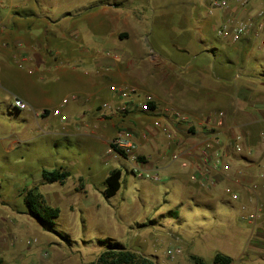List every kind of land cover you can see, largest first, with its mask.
<instances>
[{"label":"crops","instance_id":"obj_1","mask_svg":"<svg viewBox=\"0 0 264 264\" xmlns=\"http://www.w3.org/2000/svg\"><path fill=\"white\" fill-rule=\"evenodd\" d=\"M202 1L98 0L55 18L44 9L50 0H0V90L8 94L5 108L21 125L0 138V146L9 153L31 140L59 137L107 147L116 132L126 131L146 168L178 178L194 206L215 214L212 232L225 246L215 254L230 258V264H264V64L253 57L262 48L253 37L232 43L216 33L224 21L256 16L264 0H227L228 8L211 15ZM156 29L178 58L156 45ZM214 34L222 47L210 45ZM189 44L198 49L187 51ZM123 87L135 93L123 96L118 91ZM148 96L150 111L143 112ZM14 98L28 109L14 108ZM57 107L60 116H53ZM218 112L225 114L220 127ZM236 138L241 153L233 149ZM83 166L87 176H78L79 191L97 210L112 170L94 178L89 156ZM202 178L204 188L196 181ZM54 199H62L60 193ZM21 203L0 199V264H21L32 245L25 240L29 225L41 227ZM46 203L57 208L58 202ZM249 212H256L255 221L244 220Z\"/></svg>","mask_w":264,"mask_h":264},{"label":"rangeland","instance_id":"obj_2","mask_svg":"<svg viewBox=\"0 0 264 264\" xmlns=\"http://www.w3.org/2000/svg\"><path fill=\"white\" fill-rule=\"evenodd\" d=\"M95 1L98 0H50L51 5H45L44 9L56 18L65 11L86 7ZM173 31L177 32V28ZM155 32L156 45L171 59L178 58L180 55L176 56L177 52L157 36L160 30ZM84 38L93 44L91 34L85 33ZM208 38L213 48L223 46L215 34ZM197 49L194 44L187 46V51ZM253 57L264 64L263 49L256 47ZM7 97L8 94L0 90V138L17 133L21 128L17 116L9 114L11 110L5 108L3 102ZM107 149L108 145L101 142L59 137L31 140L9 153L0 146V199L20 206L24 193L36 186L48 203L58 202L56 206L60 210L54 229L64 238L33 222L25 237L32 245L23 252L21 264H91L110 244L141 253L155 264H193L186 251L210 262L216 251H224V239H217L212 232L217 223L215 214L203 205L192 204L182 187L184 182L178 178L170 179L160 170H157L160 182L136 178L129 171V164L122 158H113ZM88 156L92 170L97 174L94 178H98L103 170L120 169L122 173L118 193L110 199H98L97 210L95 206L91 208L92 204L79 191L78 176L83 179L87 176L83 164ZM71 162L72 167L69 166ZM59 166L71 171L66 184L40 185L42 171ZM75 187L78 188L76 192ZM55 192L60 193L62 199L55 200ZM200 226L203 232H199ZM178 246L182 247L183 254L170 261L167 251ZM28 259L31 263H26Z\"/></svg>","mask_w":264,"mask_h":264},{"label":"built area","instance_id":"obj_3","mask_svg":"<svg viewBox=\"0 0 264 264\" xmlns=\"http://www.w3.org/2000/svg\"><path fill=\"white\" fill-rule=\"evenodd\" d=\"M248 1H243L242 5H246ZM201 5L206 9L208 14H212L214 10H224L228 8L229 2L227 0H203ZM217 36L221 38H228L230 42L236 43L244 37H253L260 42L261 48L264 50V6L257 12L256 16L249 17L242 22H234L232 20L222 22L217 30ZM113 91H116V88H112ZM121 95L126 96L135 93V89L131 87H123L118 90ZM152 98L150 96L145 98L144 103L141 105V110L143 112L150 111V102ZM66 103V100L63 101ZM12 106L18 110L28 109V105L17 98H14L12 101ZM107 104L103 105V108H106ZM120 110H125L124 105L120 107ZM61 107H57L51 111L53 116H60ZM44 112H42L43 114ZM176 117H179L180 120L186 121L184 116L176 113ZM216 126H222V120L225 117L223 112H218L215 114ZM171 133H168V138L171 137ZM218 134H214V138ZM233 149L237 153L243 152V147L240 144V139L236 138L233 143ZM137 144L134 138L126 131L120 130L110 139L108 142L107 153L111 154L113 158H122L129 164V171L131 174L139 179L149 180L152 182H160L161 177L156 169H148L145 167L144 163L139 160L137 155ZM175 159H178V156H174ZM181 167L186 168L188 163L186 161L180 162ZM198 185L202 188L207 186L205 179H196ZM257 218L256 212H249L244 216V220L248 222H253ZM183 254L182 247H174L167 251V257L170 261H174Z\"/></svg>","mask_w":264,"mask_h":264},{"label":"trees","instance_id":"obj_4","mask_svg":"<svg viewBox=\"0 0 264 264\" xmlns=\"http://www.w3.org/2000/svg\"><path fill=\"white\" fill-rule=\"evenodd\" d=\"M113 6L118 7V4H113ZM90 9H92V7H90L89 10ZM262 78L264 79V75L262 76ZM41 175L43 184L59 183L63 185L67 178L70 176V172L63 169H54L51 171L43 170ZM105 184V197H114L120 190L121 170H112L106 178ZM23 203L27 214L35 221H37L43 230L49 233L57 234L59 235V237L64 238L54 229V222L59 217L60 210L46 203L42 194L38 191V187L35 186L24 193ZM188 258L193 264H206L203 259L194 255H189ZM230 263V258L219 253L215 254L212 259V264ZM91 264H153V261L136 251L122 248L117 244H110L104 248V250L98 255L97 259Z\"/></svg>","mask_w":264,"mask_h":264},{"label":"water","instance_id":"obj_5","mask_svg":"<svg viewBox=\"0 0 264 264\" xmlns=\"http://www.w3.org/2000/svg\"><path fill=\"white\" fill-rule=\"evenodd\" d=\"M131 250V249H130ZM133 251V250H132ZM153 264H155V261H153Z\"/></svg>","mask_w":264,"mask_h":264}]
</instances>
